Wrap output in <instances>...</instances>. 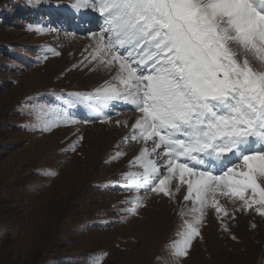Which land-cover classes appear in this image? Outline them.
<instances>
[{
  "label": "rangeland",
  "instance_id": "374dc122",
  "mask_svg": "<svg viewBox=\"0 0 264 264\" xmlns=\"http://www.w3.org/2000/svg\"><path fill=\"white\" fill-rule=\"evenodd\" d=\"M74 1L57 8V0H0V264H264V217L257 206L234 212L221 196L235 218L208 208L202 236L185 257L175 255L192 219L184 214L185 187L171 199L148 193L129 214L133 205L124 202L138 197L121 188L126 173L132 182L143 171L129 165L130 148L143 139L125 126L119 132L117 119L139 113L120 108L105 118L98 100L87 99L97 91H84L93 83L85 71L99 63L83 60L84 50L73 60L70 37L95 44L90 33L103 23L98 15L91 28L76 31L60 12H70L66 6ZM111 74L102 76L111 81L101 91L116 83ZM64 114L80 122L65 123Z\"/></svg>",
  "mask_w": 264,
  "mask_h": 264
},
{
  "label": "snow or ice",
  "instance_id": "6c2138e0",
  "mask_svg": "<svg viewBox=\"0 0 264 264\" xmlns=\"http://www.w3.org/2000/svg\"><path fill=\"white\" fill-rule=\"evenodd\" d=\"M70 7L102 18L101 31L90 33L89 59L116 82L87 99L126 101L139 113L128 127L144 143L129 163L143 171L132 182L126 173L121 188L138 197L124 202L133 205L129 214L148 193L171 199L186 187L184 214L192 219L175 250L180 257L202 236L208 208L235 218L221 196L234 212L257 206L264 217V0H75Z\"/></svg>",
  "mask_w": 264,
  "mask_h": 264
},
{
  "label": "bare ground",
  "instance_id": "6f19581e",
  "mask_svg": "<svg viewBox=\"0 0 264 264\" xmlns=\"http://www.w3.org/2000/svg\"><path fill=\"white\" fill-rule=\"evenodd\" d=\"M75 2V1H74ZM73 2V3H74ZM68 7L70 10V12L68 13H63L62 11H60L63 15L64 18H67L73 25L74 29L76 31L82 32L83 29L87 30L89 28L92 27V20H90L91 18H97L98 13H93L92 11H88L83 15H77L75 12L72 11L70 6H66ZM71 16V17H68ZM84 20H88L83 22ZM70 38L73 39V42L70 41V46L69 48L72 49H76V54L74 56L73 60H76L77 55L80 51H85V53L82 55L83 60L84 59H89V54L90 52L93 50L94 47V42L89 41L88 37H84V38H79V37H75V36H71ZM70 39V40H72ZM94 40V39H93ZM259 66V65H257ZM85 72H90L92 73V75L90 76V73H87V75H89L88 78H93V83L89 82L90 80L87 81V89H85L84 91H97L98 89L100 90L101 88H103L105 86V84L110 83L111 79H109V77H106L104 79L101 80L103 75H106V73L108 74L110 72V69L108 67H106L105 65L99 63L95 68L86 70ZM112 78V74L110 76ZM91 91V92H92ZM121 101H116V102H111V103H104L102 108L105 112L109 113V111H111V109H113L114 104L115 103H120ZM139 114L137 115H133L132 117L130 115L124 114L121 115V117L117 120H119V125L120 128H118V131H122V127L125 126L126 130H129L128 125H130L131 123H133L135 121V119L137 118ZM116 121V120H115ZM128 133V132H127ZM142 140V139H141ZM144 143V141L142 140L141 143L137 146H133L132 148L128 149L130 150L131 154V160L135 155H138V152L141 148V145ZM130 160V161H131ZM130 166L132 165H138V162L133 161L131 164L129 163ZM59 188V187H58ZM186 188V187H185ZM181 192H183V188L181 187L180 189Z\"/></svg>",
  "mask_w": 264,
  "mask_h": 264
}]
</instances>
